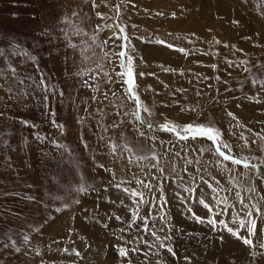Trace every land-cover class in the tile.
<instances>
[{"label":"rangeland","instance_id":"1","mask_svg":"<svg viewBox=\"0 0 264 264\" xmlns=\"http://www.w3.org/2000/svg\"><path fill=\"white\" fill-rule=\"evenodd\" d=\"M161 1L164 2L95 0L94 7L93 0H0V49L4 52L0 55V264L186 262L187 250L182 256L180 252L186 247L191 250L201 247L195 242L184 247L176 243L178 237H203L206 246L218 241L235 244L239 240L221 226L214 229L206 219L198 223L194 217L212 216L235 228L232 218L238 212L239 219H244L236 191L241 192L242 199L251 197L247 200L249 205L264 207L261 199L264 197L263 115H251L246 108L238 106L231 112L235 119L217 115L223 104L243 99L257 88L254 92L264 89L260 88L264 84L261 83L264 67L252 65L246 69L247 73L242 72L246 66H239L236 58L228 54L230 47L218 46V54L222 55L220 66H229L230 73H218L201 91L187 85L179 97L165 92L160 85L164 71L154 59L149 60L150 52L162 47L170 56L174 46L188 51L196 42H184L179 31L159 34L160 25L155 26L157 21L151 17H146L149 20L144 22L142 15L151 12ZM179 1L170 0L169 10H178ZM219 2L227 14L238 8L246 17H263L264 12H255L244 0ZM116 6L120 8L119 16ZM98 12L104 19L97 16ZM170 20L166 15L162 23ZM105 24L115 30L104 28ZM117 25L124 28L134 50L130 53L134 58V91L142 102L140 115L144 124L137 121L136 103L126 92L122 77L117 75L124 71L121 58L115 54L123 50L117 47L121 41L113 36L114 31L119 34ZM162 38L167 41L157 44ZM105 40L107 45L103 43ZM30 57H35V61ZM11 68L16 69L15 73ZM42 75L50 86L47 92L43 86L37 87ZM237 76H243L240 81L245 86L237 84ZM253 80L257 82L254 84ZM171 107L183 109L186 122L176 120L177 116L170 117ZM53 121L63 128L54 126ZM166 121L218 129L221 150L240 159L241 164L224 161L216 154L217 145L206 138L178 140L172 133L160 131ZM149 123L152 129L147 127ZM140 132L145 135L141 136ZM38 135L45 139H38ZM153 136L155 140L151 139ZM53 140L65 147H55ZM223 143L231 146L230 152ZM110 144L121 146L116 155L112 154ZM125 144L134 148L137 155L155 154L163 174L157 168H149L156 160L137 162L140 166L130 164V154L123 151ZM177 152L179 156L175 155ZM186 160L193 163L187 164ZM245 162L249 163L248 168L243 167ZM252 164L258 167L253 169ZM133 173L146 178V182L158 177L151 180L153 190L149 192L132 182ZM121 181L125 183L117 187ZM204 181H207L205 185ZM80 187L87 191L79 192ZM248 187H255L256 191L245 192ZM124 188L143 191L148 201L139 206L135 222L136 198ZM188 188L192 191H186ZM212 188L218 189L219 198L228 197L227 205L216 202L217 192ZM200 200L209 203L214 211L209 213ZM225 207L228 211L217 216ZM57 208L61 210L57 212ZM251 219L257 227L248 236L254 239L264 229V215L253 213ZM145 222L156 230L163 243L176 250L175 257L158 245L149 248L144 243L155 240L151 232L143 231ZM238 230L241 235L247 232L246 228ZM165 236L170 239H163ZM121 248H139V251H128L127 256L121 257ZM249 248L256 252L254 243Z\"/></svg>","mask_w":264,"mask_h":264},{"label":"bare ground","instance_id":"2","mask_svg":"<svg viewBox=\"0 0 264 264\" xmlns=\"http://www.w3.org/2000/svg\"><path fill=\"white\" fill-rule=\"evenodd\" d=\"M244 1L245 4L247 6L250 5V8H252L255 12H264V0ZM170 4H172L170 0H164V2L161 1L160 4L153 7L151 12L142 15L144 17L141 16L143 20H145L146 17H151L150 19L152 21H157L155 26L160 25L159 34L166 35L168 31H179L180 34L183 35L184 42L189 40L196 42L193 49L188 51L186 50L187 48L185 49L187 55L177 51L175 46L173 49L174 53L173 55L170 53V56L167 55V49L162 47L155 48L150 52V55L148 56L149 60L154 59V62L158 63L159 69L164 71L163 80L160 82V85L163 86L165 92L175 93V96L179 97L184 87L187 89V85L195 87L196 90L201 91L204 88H207L206 86H208V82L219 75L218 73L221 75L225 72L230 73L228 70L229 66L227 68H222L220 66L222 55L218 54V52H220L218 46L227 48L230 47L232 54L230 52L228 54L233 55L236 58L235 62H237L239 66H246L242 72L247 73L246 69H251L249 66L252 65H260L264 67V13L261 19L256 18L254 15L246 17V15L242 13L241 9L238 8H232L233 12H229L227 14L226 11L221 10L222 7L219 0H180L178 3L179 8L176 11L169 10ZM166 15H168L172 20L165 24L162 23V20L164 21V17ZM234 21H237L238 23H234ZM152 29L155 31L156 27ZM110 30L113 31L115 29L112 27ZM163 41H167V39L164 38ZM217 41H219V43H217ZM250 57L252 58L251 60L248 59ZM188 60L192 61L187 62ZM193 60L196 61L193 62ZM213 65H215V68H213ZM165 69L168 70L165 71ZM252 73L253 72H251V74ZM243 76H237L236 79L237 84L241 87L245 86L244 82L240 81ZM232 82L233 81L231 80V83ZM237 84L234 82V85L237 86ZM262 86L263 87L260 88H264V84ZM254 91L249 92L243 99L237 98L226 105L223 104L218 108L217 115L222 119L226 118L228 113L234 111V109L238 106L246 108L244 110H247V112L251 115L254 113H260L263 115V117H261L264 119V89L260 92ZM171 108L173 109L172 113L171 110L170 113H168L170 117L177 116L178 119L176 120L186 122L187 117L184 112L176 110L174 107ZM202 143H204V141ZM178 144L182 145V143H177L176 145ZM212 157L214 156L212 155ZM210 162L211 164L214 163V161ZM211 164L206 166H211ZM203 183L204 185L206 184L205 181ZM242 236L253 241L256 247V252L250 249L249 245H245L240 239L235 244L228 241H218L212 242L206 246V240H204L203 237L197 239L192 238L194 237L193 235L190 237H178V239H176V243L178 242L184 247L195 242L197 245L199 244V247L201 248L191 250L186 247L180 252V255L183 251L187 250V261L185 262L180 260L175 264H264V248L261 247V245L264 244V229L260 231L254 239L249 237L247 232H244ZM177 251L179 250L177 249ZM174 253L175 257L176 250Z\"/></svg>","mask_w":264,"mask_h":264},{"label":"snow or ice","instance_id":"3","mask_svg":"<svg viewBox=\"0 0 264 264\" xmlns=\"http://www.w3.org/2000/svg\"><path fill=\"white\" fill-rule=\"evenodd\" d=\"M102 2L106 3V0H102ZM93 6L96 7L95 4V0H93ZM115 11H116V15L119 16L120 14V8L119 6L115 7ZM97 16L100 17L101 19H104V17L102 16L101 13H97ZM234 23H238L237 21H234ZM104 28H112V25L109 24H105L103 26ZM117 28H119V34L117 32H113V36L117 39L120 40L121 43L119 45H117L118 48L123 49L121 51H119L118 53H115L116 55H118L122 62H121V67L124 69V71L122 72H118L117 75L123 78V83L127 85L126 88V92L130 95V97L135 101L136 103V119L140 124H144V120L140 115V111L142 108V102L140 100V97L136 94V92L134 91L135 88V78H134V71H133V56L130 54L132 51H134L131 48L130 43H128V37L125 34V30L123 27H120L119 25L116 26ZM65 35L67 36V33H65ZM95 37L92 38L93 43H95ZM111 39V38H109ZM105 45L108 44V41L105 40L103 42ZM157 44H164L165 42L163 40H157L156 41ZM217 43H219V41H217ZM69 46L71 47H75V45L70 44ZM169 48H172L173 46L171 44H167L166 45ZM227 46V45H225ZM234 47V46H233ZM103 50V49H102ZM177 51L187 55V52L184 49H176ZM4 52L2 49H0V55H3ZM105 56L108 55L107 51H105ZM25 55H27V53H25ZM31 60L35 61V57H30ZM97 67H100V65H97ZM213 68H215V65H213ZM168 69H165V71H167ZM11 71L13 73H15L16 69L15 68H11ZM105 76H108V73H104ZM142 75V74H141ZM110 78V77H109ZM21 83H23V81H20ZM254 83H256V81H254ZM264 83V82H262ZM43 86V89L45 92H47L49 90V85H47L45 83V78L43 77V75L41 76V79L39 81V83L37 84V87H41ZM114 94V93H113ZM199 94V93H198ZM62 95V93H61ZM45 101H47L48 97L47 95H45L44 97ZM95 99V97H94ZM193 111L195 109H192ZM144 112H149L148 108H143ZM183 111V109H182ZM150 114V113H149ZM52 115H55V113H52ZM229 116H232L233 119H235V117L233 116V114L231 112L228 113ZM23 123L27 124V121H23ZM54 126H57L59 128H63V125H56V122L53 121ZM147 127L149 129H152V125L149 123L147 124ZM155 131V129H153ZM160 131H166V132H170L173 135H175V137L178 140H185L187 141L189 138L191 139H196L197 137H203L206 138L207 140L212 141L213 144H216L217 147L215 149L216 154H218V156L222 157L224 161H230L231 164L233 165H240L241 164V160L238 158H235L232 155L226 154L224 151L221 150V146L220 144L222 143L220 141V136L221 133L218 129L212 127V126H205V125H199V124H193V123H189V124H185V125H179L176 124L175 122L172 121H166L164 124H162L159 128ZM141 136H144L145 133L144 132H140L139 133ZM243 134L241 133V136ZM38 139H45V137H41L38 135L37 137ZM264 138V137H262ZM151 139L155 140L156 137H151ZM51 143L53 145H55V147L57 148H64L65 146L58 144L56 141H51ZM253 143H255V141H253ZM224 148L229 149V152L231 151V146L223 143L222 145ZM109 147L112 150V154L116 155V150L118 147H121L120 145H116V144H110ZM123 151L129 153L130 155L128 156V161L130 164H137V162H142L144 160H156L157 163L155 164H151L149 166L150 169L152 168H157L161 174H163V169L159 168V161L157 160V156L155 154H153L151 157H147V156H143V155H137L136 154V150L134 148H132L131 146L125 144L123 146ZM201 151L203 152L204 149H201ZM123 153H121L122 155ZM176 156H179L180 153H175ZM187 164H192L193 161L191 160H186L185 161ZM195 163H200L199 161H195ZM137 166H140L139 164H137ZM101 167H103V165H101ZM244 168H248L249 167V163L245 162L243 164ZM258 166L255 164L251 165V168L256 169ZM175 171V169H173ZM141 171H143V167H141ZM187 171V169H185V172ZM264 171V170H262ZM132 182L140 185V188L142 189H147L149 192H151L153 190V184L151 183V180L153 179H158V177L153 176L151 177V179H148L146 182V178H142L141 176L136 175L135 173H133L132 176ZM201 179H203V177H201ZM233 179H236V177H233ZM125 182L121 181L120 183L117 184V187H120L121 184H123ZM205 183H207V181H205ZM241 187H243V184H241ZM79 192H85L87 191V189L85 187H80L77 189ZM213 192H217V203H221L224 205H227L228 202V197H224V198H219L218 196V189L216 188H212L211 189ZM124 191L127 192L131 197L136 198L134 199V203L136 204V209L133 211V222H135V219L139 216V206L141 204L147 203L148 201L145 199V194L143 191L140 190H132L129 188H124ZM186 191L191 192L192 190L190 188L186 189ZM231 191V190H230ZM245 192L248 193H254L256 191L255 187H248L244 189ZM235 197L240 205V209L239 211H242L244 214V219H239V212L237 214L236 217L232 218V224H235L236 227L234 228L233 226H230V224L224 220H218L215 217L209 216L207 218H202V217H194L196 219V221L198 223L200 222H204V220H207V223L210 224L214 229L217 227V225L221 226L225 231H227L229 234H231L232 236H234L237 239L242 240V242L245 245H252L253 241L251 239L245 238L243 237L240 232H239V228H246L248 235L251 236L253 234V230L257 227L256 221L254 219H251L253 213H257V214H261L264 215V207H258L256 204H252L249 205V203L247 202V200L251 199V197H248L247 199H242L241 198V192L236 191L235 192ZM261 199H264V197H262ZM200 204L209 212L212 213L214 211V208L212 206H210L209 203H207L204 200H200ZM61 209L57 208L56 211L59 212ZM191 211V209H190ZM224 211H228V208H222L221 209V213H217V216L222 214ZM162 220L165 219V217H161ZM143 231L145 232H151V235L153 237H155V240L152 243H149L147 241H145L144 243L149 247H153V246H157L160 249H166L167 252L171 253L172 255H175L173 248L171 246L166 245L165 243L162 242L161 237H159L157 235L156 230H153V228H150L149 225L147 224V222L144 223L143 226ZM162 231V229H161ZM163 239H170V237L165 236ZM24 241L27 243L28 241V236L25 235L24 236ZM262 248H264V244L261 245ZM17 251H19V249H17ZM128 251H133V252H138L139 248H133L131 250L128 249H124L121 248L119 250V255L121 257H125L128 254ZM187 259V258H186ZM158 264H161V262L158 261Z\"/></svg>","mask_w":264,"mask_h":264}]
</instances>
